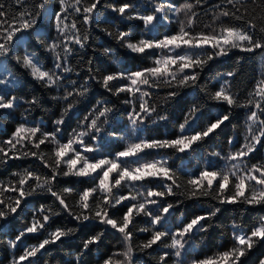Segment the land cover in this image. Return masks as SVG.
Segmentation results:
<instances>
[{"label": "snow or ice", "instance_id": "1", "mask_svg": "<svg viewBox=\"0 0 264 264\" xmlns=\"http://www.w3.org/2000/svg\"><path fill=\"white\" fill-rule=\"evenodd\" d=\"M21 0H17L20 3ZM101 0H59L57 11L49 15L52 27L57 38L49 39L44 45L45 51L52 54L54 67L45 70L39 60L30 52L23 55H14L16 42L23 33H31L37 26L41 17V9L45 7L43 0H38L33 5L35 11L21 12L18 19L7 21L4 4L0 3V58L11 56L17 65L27 70L31 78L43 84L46 88L58 89L64 79V73L72 69L68 66L69 58L76 48L84 49L89 37L81 35L77 20L72 19L69 24V14L75 13L82 17L84 24L94 20V13ZM151 11H141L138 7L128 3L113 6L112 11L127 20L142 22L144 32L136 41L129 39L130 33L117 29L116 41L130 53L141 56L147 55L151 65L135 71L112 72L97 77L89 69V75L83 83L73 82L72 90L64 89L62 99L66 107L62 110L60 118L53 121L54 128L45 132L42 127L29 126L27 116L11 136L0 142V164H6L13 159L36 158L46 172H39L32 167H26L20 172H14L15 180L10 183H0V221L9 223V217H15L23 211L22 204L28 198L41 194H50L54 197L53 206L41 204L33 211L29 224L19 231L15 239L8 241L11 249H16L23 238L28 234L46 232L45 238L38 244L23 248L19 256H13L9 264H38V254L47 251L46 246L62 242L64 238L75 235L78 229L90 223H98L118 232L126 242V250L114 253L104 260L103 264H133L132 226L136 217L147 218L146 228L140 231L149 232L150 237L138 247L140 250L151 249L154 245L164 243V247L171 252H164L158 264H167V258L175 257L174 264H184L189 238L194 232L206 231L203 221L215 216L221 211L214 207L204 215H196L188 222L181 221V226L172 228L168 226V219L173 210L181 203L168 202L167 197L186 195L188 199L200 200L202 197H211L219 204L243 203L249 207L264 205V163L249 166L246 158L255 150L257 144L264 140V78L259 80L253 91L248 94L245 102L241 103L237 95L229 88L222 85L213 93L201 88L198 81L200 73L208 62L229 55L232 50L254 53L260 50L264 54V26L258 27L256 23L246 21V28L225 26L217 31L193 32L191 29L197 13L192 11L193 5L186 3L181 8L173 7V12L183 13L188 16L187 22L179 20L178 31L153 37L149 34L156 27L158 21L163 19L164 0H149ZM239 0H226L223 5H218L219 16L233 17L243 20V14L237 15L240 9L235 7ZM235 8L232 11L228 8ZM191 13L189 16L188 14ZM218 17H214L216 19ZM112 35V33H109ZM37 33L36 39L40 40ZM66 41V43H63ZM63 49V55L57 49ZM110 49H105L109 53ZM114 60V63H118ZM264 67V61H262ZM59 70V71H57ZM229 77L234 73L229 72ZM95 81L107 92L114 96L127 93L129 99L123 101L131 104L128 111L129 137H124L117 132H107L109 118L115 111L107 102H97V105L78 121L77 129L66 141L61 136L62 126L68 113L75 108L77 99L87 95L90 82ZM124 81V83H118ZM17 78L14 73L4 65L0 59V110H12L18 106V98L9 95L5 98L3 86L15 85ZM164 85L170 89L195 88L199 89L213 101L225 104L228 112L217 115L202 128L198 121L203 109L198 103H193L179 124L175 138L147 139L138 133L146 126V122L159 123L168 119L166 114L159 113L155 105L150 104L151 89H160ZM179 93L175 90L167 92L166 98L171 100ZM134 99L138 100V106ZM29 105L38 103L35 97L27 101ZM234 107H248L244 143L239 150L222 157L225 163L221 168H214L210 161H205V167L198 174H189L186 181L182 182L180 169L173 168L168 163V156L156 158L162 150H171L173 154H190L196 151V146L202 144L211 134L219 129L230 119V110ZM27 111V110H26ZM155 115V119L152 117ZM124 141L122 150L113 154H105L103 142L105 137ZM135 137L132 139L131 137ZM233 141L230 138L229 143ZM52 145L47 156L42 146ZM215 155L219 156V153ZM148 157H152L149 159ZM60 177L86 178L92 186L76 191L65 187L56 190ZM127 189V192H122ZM183 189L182 192L178 191ZM8 195L7 198L5 194ZM75 193V200H68ZM118 206L126 207L122 217L117 218L112 209ZM74 209H78L75 211ZM65 212L77 223L76 228L56 227L49 230L50 222ZM0 224V227H3ZM234 245L228 250L203 259H193L190 264H242V258L254 246L264 241V217L250 230L245 231L235 221L232 225ZM103 230L84 240L81 251L78 252L71 264H81V256L90 251V246L101 242ZM122 256L123 260L114 259ZM264 264V258L259 260Z\"/></svg>", "mask_w": 264, "mask_h": 264}, {"label": "trees", "instance_id": "2", "mask_svg": "<svg viewBox=\"0 0 264 264\" xmlns=\"http://www.w3.org/2000/svg\"><path fill=\"white\" fill-rule=\"evenodd\" d=\"M38 0H0L4 4V10L7 13V21L10 23L13 19H18L21 12L35 11L33 5ZM86 3L87 0H84ZM226 0H164L165 7L160 19L149 34L153 37H159L164 34H171L178 31L179 20L187 22L188 16L183 13H174L173 7L181 8L186 3L193 5L192 11L197 13L192 27L193 32H209L212 29L219 31L225 26H234L237 28H246V21H253L258 27L264 26V0H239L235 7L240 11L237 15L243 14V20H236L233 17L219 16L220 9L218 5H223ZM235 2V0H234ZM45 7L41 9V17L38 20L36 28L31 33H23L16 42L14 55H23L30 52L39 60V64L45 70H52L54 67V58L51 53L45 51L44 45L49 39H56L57 33L52 27L49 15L59 8V0H43ZM128 3L138 7L141 11L147 9L151 11L152 5L149 0H101L97 10L94 13V20L90 24H84L82 17L75 13L69 14L68 23L72 19L77 20V26L81 35H87L89 40L84 49L75 46L74 54L69 58L68 66L72 69L69 73H64V79L58 89L46 88L40 82L31 78L27 70L17 65L11 56L0 58L10 72L17 78L16 84L3 86V94L7 99L9 95H15L18 98V106L12 110H0V142L8 139L15 128L22 122L25 115L29 126H41L45 132H51L54 128L53 121L60 118L62 110L66 107L62 99H53V97H62L64 89L72 90L73 82L83 83L89 75V69L92 74L102 77L105 74L119 71H135L151 65V59L147 56L130 53L127 49L121 47L116 41L117 29L129 32V39L136 41L144 32L142 22L139 20H127L112 11L113 6H120ZM228 8L235 11L231 5ZM189 16L191 13L188 14ZM214 17H218L214 19ZM41 37L39 41L36 34ZM112 33V35H109ZM66 43V41H63ZM105 49H110L105 53ZM63 55L62 47L57 49ZM118 60V63H114ZM264 54L260 50L254 53L232 50L229 55L216 58L208 62L200 73L199 85L213 93L224 85L230 91L237 95L241 103L245 102L248 94L253 91L256 83L264 78ZM59 71V70H57ZM234 73L231 77L227 74ZM118 83H124L120 81ZM175 90L179 94L168 100L167 92ZM152 95L150 104L157 107V111L166 114L168 119L159 123L146 122L139 135L147 139L175 138L178 133L179 124L183 121L184 115L193 103H198L203 112L198 121L202 128L206 123L213 120L217 115L228 112L225 104L213 101L199 89L180 88L170 89L162 85L160 89H151ZM33 97L38 101L35 105H29ZM129 99L127 93H121L114 96L105 91L99 83L90 82V88L86 96L77 99L76 106L72 109L62 126L61 136L63 141L69 138L73 129H77L78 121L88 114L97 102H107L115 109L109 118V124L106 127L107 132H117L124 137H129L130 129L128 125V111L132 108L131 104L123 103ZM138 106L139 101L134 99ZM27 110V111H26ZM250 112L248 107H234L230 110V119L226 121L219 129L211 134L202 144L196 146V151L190 154H173L171 150H162L159 156L167 155L168 163L173 168H178L182 174V182L186 181L189 174L196 175L198 171L205 167V161H210L212 167L221 168L224 166V159L229 153L239 150L244 143V137L247 134L246 122ZM155 119V115L152 117ZM135 139V137H131ZM232 143H229V139ZM124 141L109 137L104 138L102 151L105 154H115L122 150ZM52 145L42 146V150L47 156L50 154ZM219 153V156L215 155ZM151 159L152 157H148ZM249 166L252 164L264 163V140L257 144L255 150L246 158ZM26 167H32L39 172H46L41 162L36 158L13 159L6 164H0V183H10L15 180L14 172H20ZM92 186L86 178L60 177L56 185V190H62L65 187L73 188L76 191H82ZM127 192V189H122ZM180 192L183 189L178 190ZM8 195L5 194L4 198ZM75 193L68 200L73 203ZM180 200L181 203L173 210V214L168 219V226L175 228L181 226V221L188 222L196 215H204L214 207H219L221 211L215 216L203 221L206 231L194 232L189 238L186 255L183 257L184 264H190L193 259H203L215 255L233 247L234 239L232 227L233 222L245 231L250 230L261 217H264V205L249 207L243 203L238 204H219L211 197H202L200 200L188 199L186 195H176L167 197L168 202L174 203ZM54 197L50 194H41L28 198L26 204H22L23 211H19L15 217H9V223L0 221L3 227H0V264H9L13 256H19L24 247L38 244L47 235L46 232L28 234L23 238V242L18 244L16 249L8 246V241L15 239L20 230L25 228L31 218L33 211L41 204L51 205L54 210L60 209L53 204ZM78 211V209H74ZM116 217H122L126 207L118 206V209H112ZM147 218L138 216L132 226V239L130 244L133 248V264H158L159 257L164 252H171L164 247V243L154 245L151 249L140 250L138 247L142 242L150 237L149 232L140 231L148 227ZM56 227L76 228L77 223L71 219L65 212H60L53 221L50 222L49 230ZM103 230L104 235L101 242L90 246V251L85 252L80 260L81 264H103L104 260L114 253H122L126 250L127 244L122 236L104 225L90 223L87 227L78 229L75 235L64 238L62 242L46 246L47 251L42 250V255L38 254V264H71L75 255L81 251L83 242L88 237L95 235ZM264 258V241L257 243L254 248L242 258V264H259V260ZM114 259L123 260L122 256H115ZM175 257L170 255L167 258V264H174Z\"/></svg>", "mask_w": 264, "mask_h": 264}]
</instances>
